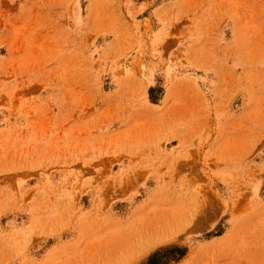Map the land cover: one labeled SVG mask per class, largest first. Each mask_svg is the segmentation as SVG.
Returning a JSON list of instances; mask_svg holds the SVG:
<instances>
[{
    "label": "rangeland",
    "instance_id": "rangeland-1",
    "mask_svg": "<svg viewBox=\"0 0 264 264\" xmlns=\"http://www.w3.org/2000/svg\"><path fill=\"white\" fill-rule=\"evenodd\" d=\"M0 207V264H264V0H0Z\"/></svg>",
    "mask_w": 264,
    "mask_h": 264
},
{
    "label": "trees",
    "instance_id": "trees-1",
    "mask_svg": "<svg viewBox=\"0 0 264 264\" xmlns=\"http://www.w3.org/2000/svg\"><path fill=\"white\" fill-rule=\"evenodd\" d=\"M174 254H178V256ZM184 255H186V251L179 248L157 252L151 256L148 264H170V261H178Z\"/></svg>",
    "mask_w": 264,
    "mask_h": 264
},
{
    "label": "crops",
    "instance_id": "crops-1",
    "mask_svg": "<svg viewBox=\"0 0 264 264\" xmlns=\"http://www.w3.org/2000/svg\"><path fill=\"white\" fill-rule=\"evenodd\" d=\"M0 209H2V208L0 207Z\"/></svg>",
    "mask_w": 264,
    "mask_h": 264
}]
</instances>
